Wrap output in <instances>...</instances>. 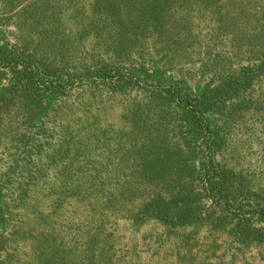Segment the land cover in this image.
Wrapping results in <instances>:
<instances>
[{
    "label": "rangeland",
    "instance_id": "obj_1",
    "mask_svg": "<svg viewBox=\"0 0 264 264\" xmlns=\"http://www.w3.org/2000/svg\"><path fill=\"white\" fill-rule=\"evenodd\" d=\"M0 46L64 78L116 68L198 99L247 82L206 117L217 180L264 197V0H0ZM10 78L0 70V90ZM152 91L88 81L0 110V264H264V222L244 223L258 238L235 234L239 218L218 211L182 137L183 113ZM180 194L199 195L200 222L142 219Z\"/></svg>",
    "mask_w": 264,
    "mask_h": 264
},
{
    "label": "trees",
    "instance_id": "obj_2",
    "mask_svg": "<svg viewBox=\"0 0 264 264\" xmlns=\"http://www.w3.org/2000/svg\"><path fill=\"white\" fill-rule=\"evenodd\" d=\"M0 70L7 72L11 78L0 90V110L8 107L20 100L22 103H30L34 106H41L42 97L45 94L63 93L78 85L81 82L91 81L93 83L104 81H119L127 85L152 89V93L167 103H173L183 113L185 125L182 127V137L190 144V152L194 157H199L202 164V179L208 186L209 196L215 200V206L221 214H228L239 218V224L233 228L236 235L247 238H258L259 234L252 231L248 226H244L252 218H258L264 222V197L253 195L251 198L242 196V193L235 195L231 192V187L226 181L217 180L219 174L218 163L215 160V151L218 147L217 136L208 124L207 115L217 111L227 100L236 95L241 89L249 87L247 82L228 83L214 93H210L204 99L193 97L188 89L180 84L169 86H148L142 85V81L133 76H124L116 68H103L99 71L86 72L83 74L67 75L65 78L48 69H40L23 55L14 51H9L0 46ZM264 71V61L261 72ZM17 162V161H16ZM15 162V163H16ZM37 168L38 173H43L44 168ZM34 180V181H33ZM28 182H35V178H30ZM21 194L17 195L21 201L26 198L29 183L19 186ZM73 195V191L69 189ZM242 194V195H241ZM16 198V197H15ZM16 198V199H18ZM259 198V201L250 200ZM198 194H180L171 201L158 198L144 206L142 219H156L172 228L182 227L186 224L200 222L201 213L197 212L195 205L199 200ZM3 217L0 214V219ZM243 223V224H242ZM262 236V235H261ZM6 240L4 234L0 232V255L4 250ZM1 258V256H0ZM89 261V262H88ZM88 261L83 264H92L93 257H88Z\"/></svg>",
    "mask_w": 264,
    "mask_h": 264
}]
</instances>
